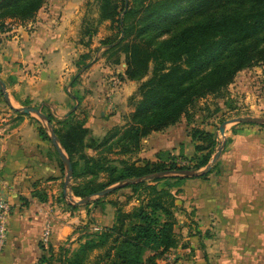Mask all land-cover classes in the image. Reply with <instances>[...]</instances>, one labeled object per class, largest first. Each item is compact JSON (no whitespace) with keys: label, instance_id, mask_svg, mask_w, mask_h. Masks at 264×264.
I'll list each match as a JSON object with an SVG mask.
<instances>
[{"label":"trees","instance_id":"obj_1","mask_svg":"<svg viewBox=\"0 0 264 264\" xmlns=\"http://www.w3.org/2000/svg\"><path fill=\"white\" fill-rule=\"evenodd\" d=\"M47 1L0 0V31L8 29L7 20H33ZM182 1L192 0L150 2L145 8L148 22L139 28L127 25V19L138 11L126 5L125 18L119 22L124 34L121 42L135 36L124 45L128 65L126 78L140 81L147 77L141 85V99L131 116L130 128L121 135L120 129H115L101 141L88 139L90 132L81 123L66 120L59 122L65 129L59 130L54 126L72 162L74 179L83 175L92 177V181L81 187H71L75 197L87 199L125 180L165 171H181L177 167V159H188L182 152L175 155L172 151H160L156 162L143 161L144 165L124 160L116 165L105 158L86 156L84 151L110 152L118 144L124 155L138 153L142 140L151 133L176 125L184 116L191 118L190 108L198 100L220 94L243 70L264 65V0H205L199 4L201 7L208 4V7L198 13V19L190 25L176 27L193 8L183 5ZM113 13L117 14V6L113 7ZM166 35L167 38L155 42V38ZM46 116L53 124L50 115ZM40 133L43 138H48L45 128H40ZM198 133L194 131L191 134L197 154L205 149L196 143ZM197 154L194 159H197ZM76 155L83 159L82 167ZM211 158L212 155L203 157L194 168L207 166ZM62 168L64 171V164ZM103 173L107 174V181L94 183ZM206 176L208 174L202 178ZM128 188L140 196V192H145L144 199H138L137 207L124 213L118 205L111 204L117 209L112 227L90 232L78 249L62 248L56 257H42L40 264H88L97 250L104 253L95 264H154L156 257L176 248L175 196L169 190L149 186L145 182L118 188L113 193ZM34 196L46 200L38 192ZM90 203L100 206L103 200L96 199Z\"/></svg>","mask_w":264,"mask_h":264},{"label":"crops","instance_id":"obj_2","mask_svg":"<svg viewBox=\"0 0 264 264\" xmlns=\"http://www.w3.org/2000/svg\"><path fill=\"white\" fill-rule=\"evenodd\" d=\"M88 1L48 0L33 20H7L6 27L14 29L0 31V79L10 98L7 101L0 90V197L12 205L0 264H40L42 257H56L62 248L78 249L86 240V229L92 232L97 227L88 223L89 217L96 218L89 213L88 203H75L80 198L72 201L65 190L64 163L45 125L33 114L19 111L40 107L48 115L68 116L75 99L66 89L72 74L69 65L75 58L70 54L79 27H83ZM24 27L33 30L28 33ZM40 128H45L48 138L41 136ZM253 131L257 135L252 134V139L244 140L239 133L235 151L225 154L232 165L217 178L225 185L206 184V190L193 202L198 214H206L205 223L238 225L236 253L219 264H264V130ZM168 134L169 129L144 138L139 157L155 161L160 151L175 154L174 143L171 148L161 147L162 142L171 141H161L166 135L170 138ZM181 143L184 156H193L191 135L186 134ZM36 192L46 200L35 197ZM114 223L113 214L100 229ZM47 230L48 241H43ZM189 250L192 260L188 257L178 264H203Z\"/></svg>","mask_w":264,"mask_h":264},{"label":"rangeland","instance_id":"obj_3","mask_svg":"<svg viewBox=\"0 0 264 264\" xmlns=\"http://www.w3.org/2000/svg\"><path fill=\"white\" fill-rule=\"evenodd\" d=\"M159 1L161 0H89L87 2L83 27H79L78 39L74 40L76 42V50L72 49V53L70 54L75 58H73V62L69 65V68L72 69V74L71 79L68 80L66 85V89L69 92L67 93L71 94L73 98L77 97L78 99H74V106L71 107L68 114L70 116L69 119H67L68 116L62 117L55 116L53 113L49 114L53 120V127L56 126L59 130L65 129L64 124H60L59 122L66 120L72 121V123H81L90 132L88 139L96 138L101 141L115 129H120L121 135L125 129L130 128L132 125L131 116L141 99L140 88L144 81L147 80V77H144L140 81H130L126 78L128 65L126 64L127 55L124 45L130 42L131 39H135V36L121 42L124 34L121 32L119 22L125 18L127 13L126 5L128 4L130 8L135 9L138 13L127 19V25L137 28L142 27L148 22L145 16L146 6L150 2L155 3ZM204 1H182L183 5H190L193 8L190 14L185 16L186 19H181V23L176 27L190 25L198 19V13L208 7V4L200 6L199 3H204ZM114 6H117V14L113 13ZM108 15L112 17H107ZM8 29L14 28L10 27ZM25 29L29 33L33 30V27H26ZM167 37L168 35L159 36L154 40L158 42ZM31 108L40 110V107ZM42 112L46 114L47 110ZM33 115L38 117L48 130L46 122L39 115ZM190 116L191 118L184 116L179 123L167 128L170 131V134H168L170 138L166 135L161 141H171L169 144H163L162 142L161 147L171 148L170 146L174 143L176 146L174 151L177 150L175 155H180L179 153L184 148L181 141L186 134L191 135L194 131H198L196 143L205 147L204 151L198 154L194 153L188 159H177V167L181 168V171H167L168 173L164 176L152 177L151 179L141 181L145 182L146 185L171 191L176 199L174 212L176 218L175 234L178 245L164 255L156 257L154 264H178L180 260L188 261V257L192 260L191 256H188V254H191L189 249H192L194 258H201L203 264H210L211 261H214V264H219L220 261L225 259V256L227 257L230 254L231 258L234 257L233 253H236L237 243H240L235 239L238 225H221L216 223L212 225L209 222L205 223L206 214L202 211L198 214V209L195 207V204L193 206V202L195 203L197 197L201 196L206 190V184L208 186L210 182H213L217 188L225 185L219 182L217 178L220 174H223L222 172H224L225 167L232 165L230 159L224 158V156L226 153H233L235 151L236 148L233 145L237 135L242 132L244 140L245 137L246 139H252L257 135V132L253 130L260 132L264 130V125L262 124L264 122V65L243 70L238 73L234 82L220 94L207 96L204 99L198 100L190 108ZM237 118H245L249 122L228 123L226 125L225 136H223L220 132L221 125ZM247 129L250 130L248 133ZM210 137L211 140L209 139ZM221 145H223L222 154L209 173L197 176L181 175L190 171L205 170ZM154 148H156V142L154 143ZM63 151L69 157L64 148ZM84 153L86 156L105 158L112 163L114 161L116 165L122 160L129 163H138V165H144L143 161H157V159L155 161H152V159H142L139 157V152L124 155L121 151V145L118 144H115L113 150L110 152L103 151V153H96L94 150L86 149ZM196 154L197 159H194ZM211 155L212 158L207 166L199 169L194 168L203 157ZM75 158L80 161V167H82L84 165L83 159L77 155ZM64 169L65 172L63 174L66 179L67 169L66 167ZM207 174L208 176L202 178ZM91 179V175L87 177L83 175L74 179L73 173V178L68 185L67 191L72 201H77V197L73 195L71 187L74 185L81 187L92 181ZM107 179V174L103 173L100 174V177L94 183L105 182ZM140 194L142 196L138 193L134 194L132 188H128L116 193L112 192L106 196H92L90 202L102 199L103 204L95 206L88 202L91 204L87 208L89 213L96 215V218L89 217L88 223L94 224V227L97 226L94 231H100V227H105L112 219L113 214L114 217L116 216L117 209L110 204L114 203L124 213H129L139 205V198L144 199L145 192H140ZM218 195L221 197L222 194L218 193ZM221 231L222 233L220 234ZM89 233V229H86L85 235ZM191 237H194V239L189 240ZM103 253V250L95 251L88 264L97 263L98 257L103 255ZM146 264H151V262Z\"/></svg>","mask_w":264,"mask_h":264},{"label":"water","instance_id":"obj_4","mask_svg":"<svg viewBox=\"0 0 264 264\" xmlns=\"http://www.w3.org/2000/svg\"><path fill=\"white\" fill-rule=\"evenodd\" d=\"M127 7H128V4H127ZM0 90L3 91L5 99L7 101H9L10 98H9V94H8V91H7L6 83L3 82L1 79H0ZM19 111L23 112L25 114H37L46 122L47 127H48V131H49V133L51 135L52 142L54 143V145H55L58 153L60 154V156H61V158L63 160V163H64V165H65V167L67 169V174H66V179H65V190L67 191L68 185H69L71 179L73 178V173H74L73 165H72V162L69 159V157L63 151V148L61 146V142H60L58 136L55 133L53 125L49 122L48 117L41 110L34 109V108L23 107V108H20ZM231 122L232 123L233 122L246 123V122H249V120H247L245 118H237V119H233L231 121L225 122L220 127V132H221V134L223 136H225L226 125L228 123H231ZM253 122H256V121H253ZM262 124L264 125V122H262ZM222 151H223V145H221L218 148V150L215 153L211 163L206 167L205 170H203V171H190V172H186V173L182 172L183 174H181V175H184V176H197V175H204L206 173H209L213 169L215 164L218 162V160H219V158H220V156L222 154ZM167 173L168 172H160V173H156V174L150 175L148 177L125 180L124 182H121V183H119V184H117L115 186L109 187L108 189L98 193L97 195L98 196H106V195L112 193L114 190H116L118 188H123V187H125L127 185H130V184H135V183L141 182V181L146 180V179H151L152 177L164 176ZM91 200H92V198L88 197L87 199L80 200V201L75 202V203L84 204V203L90 202Z\"/></svg>","mask_w":264,"mask_h":264},{"label":"built area","instance_id":"obj_5","mask_svg":"<svg viewBox=\"0 0 264 264\" xmlns=\"http://www.w3.org/2000/svg\"><path fill=\"white\" fill-rule=\"evenodd\" d=\"M12 213V205L9 201L0 197V254L6 246L7 236H8V220ZM49 231L45 233L43 241H48Z\"/></svg>","mask_w":264,"mask_h":264}]
</instances>
